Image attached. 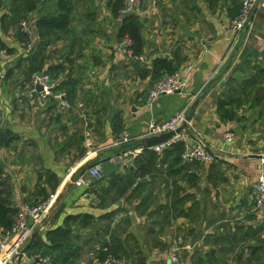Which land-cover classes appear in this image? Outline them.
<instances>
[{
    "label": "crops",
    "instance_id": "1",
    "mask_svg": "<svg viewBox=\"0 0 264 264\" xmlns=\"http://www.w3.org/2000/svg\"><path fill=\"white\" fill-rule=\"evenodd\" d=\"M40 2L31 7L38 10L31 35L0 8V45L15 52L0 50V58L18 62L15 79L0 85L5 192L14 219L25 205L54 197L39 239L15 264L44 256L54 264H98L110 250L126 264H172L174 252L183 253L180 264H264V213L252 196L264 168V7L235 48L231 27L241 0H144L138 60L123 52L125 17L116 0ZM49 18L59 27L41 31ZM25 44L42 54L56 83L58 93L47 100L29 96L35 73L26 68L33 63L22 55ZM158 62L167 69L157 71ZM170 70L188 80L186 88L149 105L154 84ZM198 101L190 130L202 135L212 165L161 157L141 175L127 159L114 164L134 150L117 146L126 135L137 139L152 121ZM229 131L235 141L226 144ZM97 164L103 181L73 185ZM77 216L93 222L70 220ZM60 229L66 238L54 234Z\"/></svg>",
    "mask_w": 264,
    "mask_h": 264
},
{
    "label": "built area",
    "instance_id": "2",
    "mask_svg": "<svg viewBox=\"0 0 264 264\" xmlns=\"http://www.w3.org/2000/svg\"><path fill=\"white\" fill-rule=\"evenodd\" d=\"M1 3V1H0ZM144 0H124V4L120 13L123 17L132 15H140L143 13ZM264 7V0H241L240 11L237 19L233 22L231 27V34L233 37V47H242L246 40V33L252 30L254 20ZM23 32L27 35H31V26L24 22L22 24ZM31 48V47H30ZM123 52L131 58L140 60L139 57L134 53V44L129 37H125L122 40ZM2 72L0 70V79ZM188 80L180 74L168 75L154 84L148 99L149 105H154L159 101L162 96L176 95L183 92L186 88ZM207 86V85H206ZM205 86V87H206ZM38 87L42 88L41 91ZM204 87V88H205ZM56 83L52 80L49 74L35 73L30 82V97H39L42 100H47L55 95ZM57 99L62 102L64 107L68 106L65 99V95H56ZM193 103H189L183 110L175 114L170 120L164 122L152 121L145 134L137 139H132L126 135L117 146L123 147L134 142L143 141L146 138L159 137L171 132H176L185 123H187V117L190 113ZM187 129L181 133L176 134L169 142L162 144L158 147L151 149L158 155H163L170 147L177 143L184 144V150L182 154V161L186 165L205 164L212 165L216 158L209 151L203 141V137L200 133L192 134L190 128L192 127L191 122L187 123ZM224 141L226 144H231L235 141V134L233 132H227ZM144 152L141 148L134 149L131 153L118 157L113 160L114 164L121 165L125 159L132 163H135L136 159ZM128 157V158H125ZM264 165V160H263ZM72 171H74L72 169ZM101 182L105 178L103 167L100 164L90 167L81 177L76 179L73 183L75 187H83L86 189L91 188V180ZM90 180V181H89ZM253 200L258 210L264 213V168L260 172L258 181L254 186ZM54 197L50 201L40 205L27 204L18 213L15 223L12 228L8 231L3 230L0 237V264H15L20 255L22 254L25 247L30 243L35 232H42L43 227V216L51 206ZM172 264H180V257L177 252H174L170 256ZM34 264H54V260L51 256H44L35 259ZM98 264H126L122 259L108 258Z\"/></svg>",
    "mask_w": 264,
    "mask_h": 264
},
{
    "label": "trees",
    "instance_id": "3",
    "mask_svg": "<svg viewBox=\"0 0 264 264\" xmlns=\"http://www.w3.org/2000/svg\"><path fill=\"white\" fill-rule=\"evenodd\" d=\"M116 4H117V9L121 10L123 7V4H124V0H116ZM56 20H57L56 18L42 19L39 22L38 27L41 29V31L46 30L50 27L58 28L59 23L57 22L58 20L57 21ZM119 37L121 39H123L125 37H129L133 41V44H134V48H133L134 53L137 56L140 55V53H142L143 40H142V36H141V25H140V21H139L138 16L132 15V16L125 17V21L122 24L120 32H119ZM40 58H41L40 54H34L32 52V56L29 60H31L32 63L35 64L36 62L37 63L39 62ZM164 66L167 69V64L165 62H158L156 64L157 71H158V69L163 68ZM44 73L50 75V73H48V71H45ZM169 74L172 75L174 73L170 70ZM31 78H32V76H31ZM57 91H58V89L55 90L56 93H58ZM138 145H139V142H134L132 144L123 146L121 148H123V149L124 148L125 149L131 148L133 150V149L137 148ZM183 150H184V144L183 143H177V144L173 145L167 151H165L162 156L158 155L154 151L146 149V150H144L142 155L136 159L135 167H137V171L141 175H145V173L147 172V169L149 170V169L153 168L157 164L158 159L161 157L163 159H165V158L168 159L169 157H174L176 163H182L183 162L182 161ZM81 173H83V171H81ZM14 214H15V211L11 208V205L8 201V197H7L6 192H5V182H4V178H3V170L0 168V228L4 229L5 231L10 230L12 228L13 224L15 223ZM70 220L74 221V222L81 221V223L84 227L90 226L91 223L93 222V218L90 216L71 217ZM54 234H57V236H59L61 238L67 237L65 232H62V229L58 230V232H56ZM36 245H38V243ZM104 255L105 256H102L103 260L108 259V258L120 259V256L118 255L117 250H110L109 253H105ZM72 256H73V252L69 250V255L67 256V259H69ZM67 259H65V260H67Z\"/></svg>",
    "mask_w": 264,
    "mask_h": 264
},
{
    "label": "rangeland",
    "instance_id": "4",
    "mask_svg": "<svg viewBox=\"0 0 264 264\" xmlns=\"http://www.w3.org/2000/svg\"><path fill=\"white\" fill-rule=\"evenodd\" d=\"M1 3H0V8H4L9 12V14L11 15L10 17V21L13 22L12 25H17L21 27L22 29V24L24 22H27L30 26H32L36 19H37V14L38 13V10H37V7H35L33 10L31 9V7L33 8L35 6V4H44V2H40V0H0ZM36 17V18H35ZM33 48L34 46L33 45H30V44H25L23 47H24V51L22 52V55L24 57H30L32 55V50L31 48ZM42 46V45H41ZM0 48L3 52V55H6L7 53L8 54H14V50H10L7 46V44L5 45H0ZM11 51V52H9ZM37 52H41V50H37ZM41 55V58L39 60L38 63H35V64H29L27 67L30 68V70H33L34 73H38V72H42L44 73L45 70H46V67L44 65V62L42 59V54ZM11 60H6L5 58H0V70L2 72V77L0 79V83L2 82V87L4 85H6L7 83H10L11 80L15 79V71L18 70V62H17V58L12 60L13 57L10 58ZM2 67V69H1ZM27 68V69H29ZM12 80V81H13ZM177 254L179 255V257L181 258L180 254L182 255V259H183V253H179L177 252ZM105 256V255H103ZM103 259L100 257L97 259L96 262H101Z\"/></svg>",
    "mask_w": 264,
    "mask_h": 264
},
{
    "label": "water",
    "instance_id": "5",
    "mask_svg": "<svg viewBox=\"0 0 264 264\" xmlns=\"http://www.w3.org/2000/svg\"><path fill=\"white\" fill-rule=\"evenodd\" d=\"M38 90L41 91L42 88L38 87ZM199 102H196V104L192 107L188 117H187V123L192 122L193 119V113L199 106ZM185 123L180 129H178L176 132H171L159 137H152V138H146L143 141H141L139 143V145L137 146V148H141L143 150H151L155 147H158L162 144H165L167 142H169L170 140H172L173 137L176 136V134L181 133L183 130L187 129L188 124ZM256 158H262V157H256ZM40 237V233L39 232H35L30 243L25 247V249L23 250L22 254L20 255V257H23L26 252L35 244L36 240L39 239Z\"/></svg>",
    "mask_w": 264,
    "mask_h": 264
}]
</instances>
